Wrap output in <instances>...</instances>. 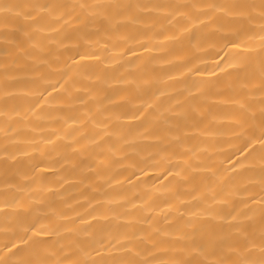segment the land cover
Wrapping results in <instances>:
<instances>
[{
  "label": "bare ground",
  "instance_id": "bare-ground-1",
  "mask_svg": "<svg viewBox=\"0 0 264 264\" xmlns=\"http://www.w3.org/2000/svg\"><path fill=\"white\" fill-rule=\"evenodd\" d=\"M0 264H264V0H0Z\"/></svg>",
  "mask_w": 264,
  "mask_h": 264
}]
</instances>
